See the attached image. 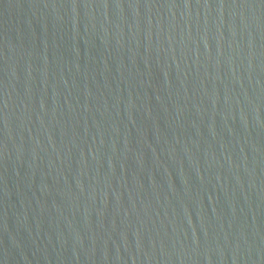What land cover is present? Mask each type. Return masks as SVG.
Returning a JSON list of instances; mask_svg holds the SVG:
<instances>
[{"label":"water","instance_id":"95a60500","mask_svg":"<svg viewBox=\"0 0 264 264\" xmlns=\"http://www.w3.org/2000/svg\"><path fill=\"white\" fill-rule=\"evenodd\" d=\"M0 264H264V0H0Z\"/></svg>","mask_w":264,"mask_h":264}]
</instances>
